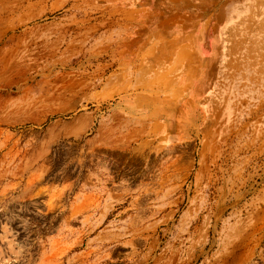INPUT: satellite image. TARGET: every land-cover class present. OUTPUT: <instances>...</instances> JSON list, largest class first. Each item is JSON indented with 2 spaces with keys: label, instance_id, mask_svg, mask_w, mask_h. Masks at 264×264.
<instances>
[{
  "label": "rangeland",
  "instance_id": "obj_1",
  "mask_svg": "<svg viewBox=\"0 0 264 264\" xmlns=\"http://www.w3.org/2000/svg\"><path fill=\"white\" fill-rule=\"evenodd\" d=\"M0 264H264V0H0Z\"/></svg>",
  "mask_w": 264,
  "mask_h": 264
},
{
  "label": "crops",
  "instance_id": "obj_2",
  "mask_svg": "<svg viewBox=\"0 0 264 264\" xmlns=\"http://www.w3.org/2000/svg\"><path fill=\"white\" fill-rule=\"evenodd\" d=\"M179 50H183V51H185V46H184V45L179 46ZM166 55H167V53H166V54H163L164 59H165V60H169V57H167ZM172 60H173V58H172Z\"/></svg>",
  "mask_w": 264,
  "mask_h": 264
}]
</instances>
